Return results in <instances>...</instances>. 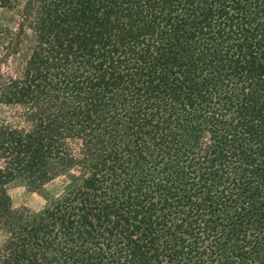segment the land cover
I'll return each instance as SVG.
<instances>
[{
    "label": "trees",
    "instance_id": "obj_1",
    "mask_svg": "<svg viewBox=\"0 0 264 264\" xmlns=\"http://www.w3.org/2000/svg\"><path fill=\"white\" fill-rule=\"evenodd\" d=\"M0 106V264H264V0H0Z\"/></svg>",
    "mask_w": 264,
    "mask_h": 264
},
{
    "label": "rangeland",
    "instance_id": "obj_2",
    "mask_svg": "<svg viewBox=\"0 0 264 264\" xmlns=\"http://www.w3.org/2000/svg\"><path fill=\"white\" fill-rule=\"evenodd\" d=\"M4 21L12 23L13 14H3ZM6 108L0 106V117L4 115ZM65 178L59 176L51 182L45 184L41 189L35 190L24 179L17 178L7 185V192L10 195L13 207H27L31 210L42 208L50 199L62 194Z\"/></svg>",
    "mask_w": 264,
    "mask_h": 264
}]
</instances>
